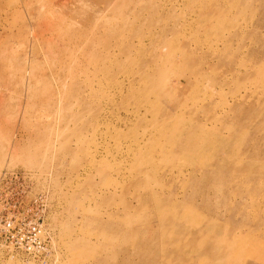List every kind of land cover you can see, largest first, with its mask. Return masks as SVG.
Wrapping results in <instances>:
<instances>
[{
    "label": "rangeland",
    "instance_id": "1",
    "mask_svg": "<svg viewBox=\"0 0 264 264\" xmlns=\"http://www.w3.org/2000/svg\"><path fill=\"white\" fill-rule=\"evenodd\" d=\"M5 169L48 238L0 264H264V0H0Z\"/></svg>",
    "mask_w": 264,
    "mask_h": 264
},
{
    "label": "built area",
    "instance_id": "2",
    "mask_svg": "<svg viewBox=\"0 0 264 264\" xmlns=\"http://www.w3.org/2000/svg\"><path fill=\"white\" fill-rule=\"evenodd\" d=\"M49 175L20 169L0 173V247L35 257L47 249Z\"/></svg>",
    "mask_w": 264,
    "mask_h": 264
}]
</instances>
